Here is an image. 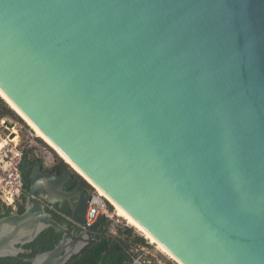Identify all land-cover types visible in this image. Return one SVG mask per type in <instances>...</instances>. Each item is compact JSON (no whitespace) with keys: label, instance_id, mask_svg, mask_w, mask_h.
<instances>
[{"label":"water","instance_id":"1","mask_svg":"<svg viewBox=\"0 0 264 264\" xmlns=\"http://www.w3.org/2000/svg\"><path fill=\"white\" fill-rule=\"evenodd\" d=\"M0 91L182 264H264V0H0ZM21 168L0 257L52 227L25 261L65 264L106 218L62 224L46 204L85 225L91 192Z\"/></svg>","mask_w":264,"mask_h":264},{"label":"trees","instance_id":"2","mask_svg":"<svg viewBox=\"0 0 264 264\" xmlns=\"http://www.w3.org/2000/svg\"><path fill=\"white\" fill-rule=\"evenodd\" d=\"M6 117H15L19 121H21L19 116L12 109H10L6 102L0 97V119ZM21 122L23 123L25 129L28 128V125H26L23 121ZM24 136L25 135H23V137ZM36 139L39 142L44 143L41 138L37 137ZM17 147L22 150V160L28 159V161L32 164H35L36 161H39L40 164L43 165V160L35 157L32 147L27 149L19 146ZM63 169L69 170L71 172V180L69 181L68 186L65 189L70 190L78 187L83 188L89 192L94 191V188L59 156L55 161L52 171H58L59 173H61ZM28 174V172L23 173L25 191H28L29 189ZM26 195V192L22 195L21 200L17 203L15 211L12 209V207L5 206L0 200V217L10 215L13 212H23L25 208ZM56 207L64 213L70 214V211L67 207H58V205H56ZM110 209L113 210L112 205H110ZM50 212L53 214V217L57 221L61 222L62 224H68L71 226L70 223H68L56 212ZM109 226L110 221L107 220L101 232L96 234L97 240L92 241L90 244L86 245L79 253L74 255L65 264H129L131 261L130 251L135 246L145 245L147 242L146 238L143 235L137 233L132 226L124 225L123 227L116 228V231L114 233L110 232ZM61 236V232L52 227H48L43 230L37 236V238L34 239V241L24 246L26 249L31 250L30 253L19 254L15 257H0V264H27L25 258L33 257L39 252L52 249L55 244L58 243V241L61 239ZM168 263L171 262L168 261Z\"/></svg>","mask_w":264,"mask_h":264},{"label":"built area","instance_id":"3","mask_svg":"<svg viewBox=\"0 0 264 264\" xmlns=\"http://www.w3.org/2000/svg\"><path fill=\"white\" fill-rule=\"evenodd\" d=\"M12 142V141H10ZM22 150L17 145H13L3 152L0 157V200L5 206H10L15 211L18 201L25 192L23 173L21 168ZM96 188V187H95ZM112 203L105 196L101 195L97 189L91 192V199L85 214V225L72 219L70 214H66L56 207V205L46 204L49 211H54L63 217L68 223L78 230L87 229L100 215H104L106 221L114 217V210L110 209ZM15 213V212H13ZM105 221V222H106ZM131 261L129 264H181L175 259H162L158 253L152 249V245L146 242L145 245L135 246L131 251Z\"/></svg>","mask_w":264,"mask_h":264},{"label":"rangeland","instance_id":"4","mask_svg":"<svg viewBox=\"0 0 264 264\" xmlns=\"http://www.w3.org/2000/svg\"><path fill=\"white\" fill-rule=\"evenodd\" d=\"M19 118L26 125H28L20 116H19ZM4 121H6L8 123H14L15 125L12 128H9L6 126ZM21 121H19L15 117H6L3 119H0V157L3 156V152L8 150L13 145H17V146L22 147L24 149L32 147L35 157L42 159L43 165L46 166V168H52L55 164L57 157H59L58 153L51 146H49L45 141H44V143L39 142L36 139L38 136H36V133L34 132V130L29 125L27 126L28 128L25 129L23 126V123ZM12 134H13V137H10ZM23 135H25V136L23 137ZM10 141H12V142H10ZM74 171L77 172L76 170H74ZM85 180L94 189H96L95 186H93L87 179H85ZM111 205H112L113 210H114V217L110 222V226H109L110 232L114 233L116 231V228L123 227L124 225L132 226L123 217L118 216L116 214L115 206L113 204H111ZM132 227L135 229V231L137 233H139L140 235H143L146 238L147 242L151 243L152 249L156 253H158L162 258L170 259V260L174 259V258H172L173 256L170 257L171 255L166 253L156 242L151 240V238H149L146 234H144L142 231H140L136 227H134V226H132Z\"/></svg>","mask_w":264,"mask_h":264},{"label":"bare ground","instance_id":"5","mask_svg":"<svg viewBox=\"0 0 264 264\" xmlns=\"http://www.w3.org/2000/svg\"><path fill=\"white\" fill-rule=\"evenodd\" d=\"M0 97L7 103V105L12 109L14 112H16L36 133V136L41 138L43 141H45L49 146H51L58 155L63 158L67 163H69L79 174H81L84 178L85 175L73 164L71 161L42 133L40 132L36 126L0 91ZM93 186H95L89 179H87ZM96 189L99 191V193L103 196H105L109 201L115 206L116 214L120 217H123L130 225L136 227L140 231H142L144 234H146L151 240L156 242L166 253L173 255L165 248L163 247L154 237H152L146 230H144L134 219H132L119 205H117L112 199H110L100 188L95 186ZM175 260H177L174 256L172 257ZM178 261V260H177ZM180 262V261H178ZM181 263V262H180ZM182 264V263H181Z\"/></svg>","mask_w":264,"mask_h":264},{"label":"flooded vegetation","instance_id":"6","mask_svg":"<svg viewBox=\"0 0 264 264\" xmlns=\"http://www.w3.org/2000/svg\"><path fill=\"white\" fill-rule=\"evenodd\" d=\"M30 164H31V166H34V165H36V164H40V162L39 161H36V163L35 164H32L31 162H30ZM42 169H43V171H48V172H58V171H52V168H46V166H44V165H42ZM63 171H64V169L62 170V172L61 173H63ZM59 173V172H58ZM60 173V174H61ZM69 183V182H68ZM68 183L65 185V188H67V186H68ZM65 207H67V206H65Z\"/></svg>","mask_w":264,"mask_h":264}]
</instances>
